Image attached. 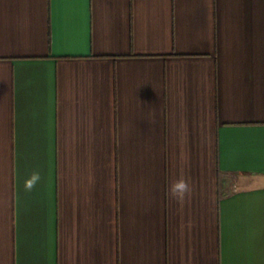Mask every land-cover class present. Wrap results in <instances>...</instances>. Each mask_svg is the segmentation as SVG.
I'll return each instance as SVG.
<instances>
[{
  "label": "crops",
  "instance_id": "0c3cea01",
  "mask_svg": "<svg viewBox=\"0 0 264 264\" xmlns=\"http://www.w3.org/2000/svg\"><path fill=\"white\" fill-rule=\"evenodd\" d=\"M0 264H264V0H0Z\"/></svg>",
  "mask_w": 264,
  "mask_h": 264
},
{
  "label": "clouds",
  "instance_id": "9594fccd",
  "mask_svg": "<svg viewBox=\"0 0 264 264\" xmlns=\"http://www.w3.org/2000/svg\"><path fill=\"white\" fill-rule=\"evenodd\" d=\"M40 179V172L33 171L30 178L25 181V189L31 191L40 182ZM168 191L172 198L176 199L179 203H183L186 197L191 195L192 186L187 178L181 176L171 182Z\"/></svg>",
  "mask_w": 264,
  "mask_h": 264
}]
</instances>
